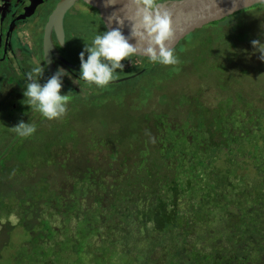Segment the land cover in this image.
I'll return each instance as SVG.
<instances>
[{"label":"trees","instance_id":"trees-1","mask_svg":"<svg viewBox=\"0 0 264 264\" xmlns=\"http://www.w3.org/2000/svg\"><path fill=\"white\" fill-rule=\"evenodd\" d=\"M255 94L264 97L241 93L213 109L195 100L188 120L152 113L133 132L88 138L76 117L47 129L28 117L40 124L35 133L14 130L0 150V233L18 236L0 246H19L23 264H264V108L250 104Z\"/></svg>","mask_w":264,"mask_h":264},{"label":"rangeland","instance_id":"rangeland-1","mask_svg":"<svg viewBox=\"0 0 264 264\" xmlns=\"http://www.w3.org/2000/svg\"><path fill=\"white\" fill-rule=\"evenodd\" d=\"M74 8L80 9L79 6ZM74 8L65 18L66 40L69 56L80 68L79 54L85 44L90 45L95 35L102 34L106 29L99 24L93 8L78 11ZM76 32L81 33L83 38L76 37ZM253 40L264 42V4L240 10L187 34L173 48L179 60L176 65L152 63L148 58L133 56L122 62L126 66L123 72L117 70L118 78L140 72L137 76L111 83L105 88L78 86L80 92L85 90L82 97L87 98L74 101L73 97H69L65 116L78 118L76 128L83 131V138H88L92 137L90 131L108 132L125 125L132 127L133 132L143 117L152 113H166L170 120H188V110L192 109L190 103L195 100L213 109L219 102L229 103L231 96L239 98L241 93L251 95L256 90L264 91V59L253 46ZM15 80L9 83L4 79L0 95H5L10 87L14 88L18 78ZM17 89L19 96L12 97L17 102V109L12 115H8L10 102L0 107V150L12 136L14 127L20 121L27 123V118L32 115H35L32 120L46 129L49 124L58 125L63 119L48 120L30 107L24 93ZM97 94L100 98L92 101V95ZM248 98L251 105L264 108V97L260 94ZM237 107L241 112L246 110L242 103ZM197 114L204 116V109ZM234 114L241 116L239 112ZM176 126L166 124V130L173 131ZM0 236L6 242L18 238L16 234L12 237L6 232H1ZM16 252L20 253V247L15 244L4 250L0 246V264H23L15 260Z\"/></svg>","mask_w":264,"mask_h":264},{"label":"clouds","instance_id":"clouds-1","mask_svg":"<svg viewBox=\"0 0 264 264\" xmlns=\"http://www.w3.org/2000/svg\"><path fill=\"white\" fill-rule=\"evenodd\" d=\"M165 2L166 0H131L136 9L135 14L125 17L132 22L130 35L125 36L119 27L95 35L91 44H85L79 54L80 79L105 88L118 78L119 72L124 71L126 65L122 62L139 53L145 54L152 63L176 65L178 57L173 47L168 46L175 37L173 13L163 6ZM118 23L123 25L124 20L118 19ZM132 39H135V44L129 42ZM252 44L261 53V59H264V42L253 40ZM43 73L44 67L40 64L27 75L29 83L24 96L28 98V105L48 120L60 119L68 111V96L62 94L61 90L63 77L69 76V73L58 68L42 84L40 80ZM14 128L21 137L31 136L36 131L34 125L24 121H20Z\"/></svg>","mask_w":264,"mask_h":264},{"label":"flooded vegetation","instance_id":"flooded-vegetation-1","mask_svg":"<svg viewBox=\"0 0 264 264\" xmlns=\"http://www.w3.org/2000/svg\"><path fill=\"white\" fill-rule=\"evenodd\" d=\"M57 2L58 0H0V85L4 79L12 83V81H16L15 78H18L14 88L10 87L5 95H0V107H5L10 102L8 115H12L13 111L17 109V102L12 98L19 96L17 88H20L22 93L26 91L29 83L27 75L32 73L35 67L40 64L44 67V73L40 80L42 84L52 76L47 71L43 37L45 25ZM75 6L80 8H76L77 11L91 8L81 0L76 1L63 17V44H59L52 26L49 35L51 44L48 48L53 70L56 72L58 68H63L69 73V76L63 77L61 90L62 94H67L68 98L74 97L75 93L82 95L85 90L82 89L80 92L78 86H88L87 84H89L80 79V68L77 63L71 60L67 49L66 37L68 33L66 32L65 18ZM94 10L98 14V10ZM76 37L83 38L78 32H76ZM24 98L28 103V98L25 96Z\"/></svg>","mask_w":264,"mask_h":264},{"label":"water","instance_id":"water-1","mask_svg":"<svg viewBox=\"0 0 264 264\" xmlns=\"http://www.w3.org/2000/svg\"><path fill=\"white\" fill-rule=\"evenodd\" d=\"M78 0H58L52 10L44 31V57L46 61L47 71L53 75L52 63L49 59L48 48L50 46V28L53 26L59 43L63 44V17L66 11ZM87 6L97 9L99 17L107 30L111 28H121L125 36L131 33L132 22L125 19L135 14V6L131 0H81ZM264 3L262 0H166L164 7L172 11V27L175 32L174 40L171 45L173 48L177 46L181 39L195 29L205 24L221 20L240 10L246 9L256 4ZM118 19H123V25L118 23ZM135 44V39L129 41ZM60 44V45H62ZM147 57L143 53L137 54ZM140 73V72H139ZM138 72L125 77L117 78L114 82H120L133 78L139 74Z\"/></svg>","mask_w":264,"mask_h":264}]
</instances>
